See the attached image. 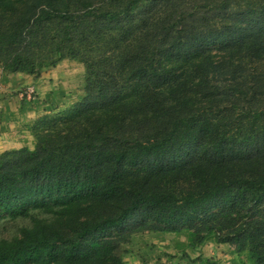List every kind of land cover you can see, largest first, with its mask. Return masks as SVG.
Masks as SVG:
<instances>
[{
	"label": "trees",
	"instance_id": "obj_1",
	"mask_svg": "<svg viewBox=\"0 0 264 264\" xmlns=\"http://www.w3.org/2000/svg\"><path fill=\"white\" fill-rule=\"evenodd\" d=\"M67 58L86 97L0 154V264H127L149 231L264 264V0H0L4 72Z\"/></svg>",
	"mask_w": 264,
	"mask_h": 264
},
{
	"label": "rangeland",
	"instance_id": "obj_2",
	"mask_svg": "<svg viewBox=\"0 0 264 264\" xmlns=\"http://www.w3.org/2000/svg\"><path fill=\"white\" fill-rule=\"evenodd\" d=\"M86 84L85 66L69 58L57 66L44 67L38 75L4 72L0 65V118L1 113L12 112L16 119L22 120L21 114H28L26 120H33L27 122L31 132L30 128L40 119L68 111L81 102L86 97ZM17 125L18 130L13 129L11 134L3 135L0 131V154L4 148H14L15 140L20 139L22 125ZM23 136L26 140L28 133L24 132ZM1 221L0 238H12L23 225L21 219L11 220L7 214L1 216ZM119 238L122 240L119 255L127 264H243L247 261L245 253L238 255L234 246L218 244L213 239L194 251L185 232L149 231Z\"/></svg>",
	"mask_w": 264,
	"mask_h": 264
},
{
	"label": "crops",
	"instance_id": "obj_3",
	"mask_svg": "<svg viewBox=\"0 0 264 264\" xmlns=\"http://www.w3.org/2000/svg\"><path fill=\"white\" fill-rule=\"evenodd\" d=\"M6 107H9L8 105ZM28 114H25V113H22L21 114V117H22V120H19V119H16V115L13 114L12 112L11 113H1V118H0V131L3 132V135H8L7 133H12L13 129L15 130H18V124L22 125V128L19 129L20 133H21V137L19 140H15V143H14V148H4L2 149V151L6 152V151H10L9 149L11 150H20V149H23V148H29V149H34V145H35V139H34V136L32 135L33 134V131H32V128L31 129V132H28V128L30 126H27V122L30 121V123L33 121V120H26L27 119V116ZM16 117V118H15ZM26 132L28 133V136H26V140H24V137L23 136V133ZM13 140V139H12ZM31 144H32V147H31Z\"/></svg>",
	"mask_w": 264,
	"mask_h": 264
}]
</instances>
